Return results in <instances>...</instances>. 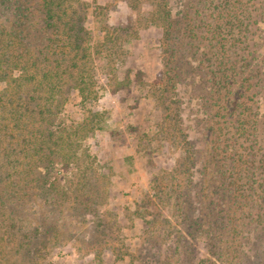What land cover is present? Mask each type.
Masks as SVG:
<instances>
[{"label":"rangeland","instance_id":"obj_1","mask_svg":"<svg viewBox=\"0 0 264 264\" xmlns=\"http://www.w3.org/2000/svg\"><path fill=\"white\" fill-rule=\"evenodd\" d=\"M81 1L91 95L66 94L76 68L55 70V87L36 73L25 87L50 106L38 116L19 69L0 75V199H12L0 215L21 218L18 235L40 228L36 264H264V0H169L179 26L170 38L159 0ZM22 3L37 12L38 0ZM17 7L0 0V31ZM6 36L0 72L14 61ZM56 110L72 134L55 124L41 148ZM88 191L97 208L81 213ZM235 211L238 230L223 228ZM17 242L0 240V264H19Z\"/></svg>","mask_w":264,"mask_h":264},{"label":"trees","instance_id":"obj_2","mask_svg":"<svg viewBox=\"0 0 264 264\" xmlns=\"http://www.w3.org/2000/svg\"><path fill=\"white\" fill-rule=\"evenodd\" d=\"M16 1L18 3L17 9L19 10L18 19L16 20L14 25H3L2 30L0 31V33L3 32V34L6 33L7 35L6 39H3V42H5L4 47L9 48L10 51L13 50L14 53L5 48L6 50H8V55L13 54L14 61L8 56L5 57L2 61L5 63V67L0 72V75L2 76L3 74V77H7L8 75L7 78H11L12 72L9 71V68L13 66V68L15 67L19 69V75L18 77H14V80H19V85H21L20 90L24 91L23 99L28 102L26 106L31 103L32 111L36 112L38 116L45 115L47 107L50 106L49 104L43 105L42 101H38V99H40V95H38V87H34L33 89H31L30 87H25L27 81L33 78L34 74L36 75V73L41 76L43 81L49 80L50 87H55V82L53 80H56V78L60 77V75H57L59 74L58 72L55 73V70L62 69L63 66H66V69H64V71L66 70V72L69 71L67 70V68H76L75 71L73 69L72 73H70L72 75V80L70 79L66 94L69 95V93L71 92L70 90H72L73 88H79V91L81 92V95L83 97L91 95L94 91L95 86V66L91 61L92 53L91 48L89 47V45L91 44V34L87 29L88 5L81 0H38L37 12L34 13L32 12L30 7L26 9V11L24 10L22 1H25L26 3V0ZM157 4L159 5V10H162V24L165 29V34L166 36H169L168 38H170L179 30V26L172 19L171 10L166 9V7H168L169 5V0H159ZM37 31L39 32L38 36H40L41 39L40 43L35 44L34 42H32V39L36 35L35 32ZM71 52H75V55L73 57L70 56ZM53 57H55L56 59ZM87 63H92V66L88 69H85ZM75 72H77L78 74L74 75ZM2 80L8 82V79ZM34 89H37L36 93H34ZM64 94L65 93H61L60 95ZM58 96V94H52V100H57L60 104L62 99H58ZM50 114L49 119H44L46 125L44 126V130L41 133V148L44 142L49 143V140H52L54 130L51 126L55 124L58 125L59 123L60 133H63L64 131L68 135L72 134L70 131V127H66L65 125H63L62 122H64V119L60 120L57 110L53 112L52 117ZM57 118L59 120H57ZM84 127L87 128V125H85V123ZM89 127L91 129L94 128L90 124ZM80 132L81 129L76 131L75 134L79 136ZM60 138L63 139L61 136H59V139ZM54 140L55 138L52 141L54 142ZM65 140L67 142L63 141V143L68 144V149H72V143L68 139ZM70 155H72L71 151L64 156L65 159L68 160V163L71 161ZM43 158V164H45V160L47 161V164L48 162H52L51 159H48V156H45ZM52 163H54V161ZM47 164L43 166L45 169H47L48 172V168L50 165ZM46 174L47 176L45 175L44 177H42L43 180L40 183L41 186L45 189L43 192L49 191L48 182L50 180L48 177V173ZM0 182L3 183V179H0ZM97 190H99L98 187ZM90 192L91 191L82 193L81 197L79 196L77 200V204H79L81 208V213L97 208L96 206H91L98 203V199L96 197H91V194L93 193ZM4 194L8 195L0 199V213L1 210L6 209V203L12 201L11 193H9V190H5ZM85 194L89 195L84 197ZM218 199L213 200L215 205L218 203ZM2 215H0V221H4V224H2L4 229L0 231V240L5 241L6 243H11L12 240L18 241V247L15 250V246L17 245L16 244L13 249L14 253H20L19 264H30V262L37 263L36 257H33L34 251L32 250V242L35 243V239H37L38 235L42 233L39 230L40 228L35 227L30 235H18L20 233L16 227L18 226V221L21 218H14L11 216L4 217ZM235 216L236 211L234 213H229L227 216L229 220H226V223H223V228H226L227 225V227H233L232 230H238V227H236L238 225V222L236 221ZM20 239L21 243L19 244ZM37 246L38 245H36V247ZM20 248L23 250H19Z\"/></svg>","mask_w":264,"mask_h":264}]
</instances>
